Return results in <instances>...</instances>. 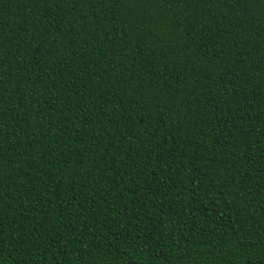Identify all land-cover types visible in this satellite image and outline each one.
I'll use <instances>...</instances> for the list:
<instances>
[{"label":"trees","instance_id":"trees-1","mask_svg":"<svg viewBox=\"0 0 264 264\" xmlns=\"http://www.w3.org/2000/svg\"><path fill=\"white\" fill-rule=\"evenodd\" d=\"M0 264H264V0H0Z\"/></svg>","mask_w":264,"mask_h":264}]
</instances>
